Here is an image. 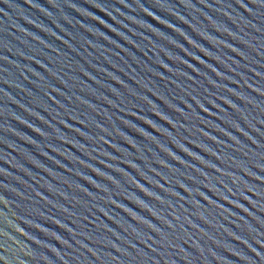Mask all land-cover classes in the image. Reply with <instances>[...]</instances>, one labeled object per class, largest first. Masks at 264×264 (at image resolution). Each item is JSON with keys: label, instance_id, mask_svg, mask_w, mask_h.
<instances>
[{"label": "water", "instance_id": "1", "mask_svg": "<svg viewBox=\"0 0 264 264\" xmlns=\"http://www.w3.org/2000/svg\"><path fill=\"white\" fill-rule=\"evenodd\" d=\"M0 264H264V23L0 0Z\"/></svg>", "mask_w": 264, "mask_h": 264}]
</instances>
